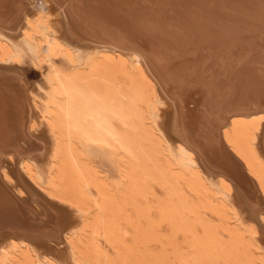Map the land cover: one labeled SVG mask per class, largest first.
I'll list each match as a JSON object with an SVG mask.
<instances>
[{"label":"bare ground","instance_id":"1","mask_svg":"<svg viewBox=\"0 0 264 264\" xmlns=\"http://www.w3.org/2000/svg\"><path fill=\"white\" fill-rule=\"evenodd\" d=\"M0 264H264V0H0Z\"/></svg>","mask_w":264,"mask_h":264},{"label":"rangeland","instance_id":"2","mask_svg":"<svg viewBox=\"0 0 264 264\" xmlns=\"http://www.w3.org/2000/svg\"><path fill=\"white\" fill-rule=\"evenodd\" d=\"M27 74H28V78H27L28 82L38 83L41 80V73L39 71H36V70H33V69H29L27 71ZM110 252H113V251L110 250Z\"/></svg>","mask_w":264,"mask_h":264}]
</instances>
